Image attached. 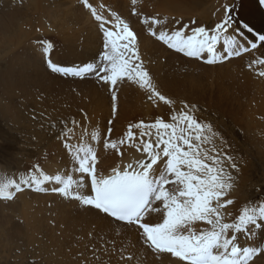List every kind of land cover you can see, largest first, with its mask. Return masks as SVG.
I'll use <instances>...</instances> for the list:
<instances>
[{"label":"rangeland","instance_id":"374dc122","mask_svg":"<svg viewBox=\"0 0 264 264\" xmlns=\"http://www.w3.org/2000/svg\"><path fill=\"white\" fill-rule=\"evenodd\" d=\"M162 1L137 0L133 4L132 0H89V3L99 14L111 19V9L131 24L140 39L141 55L154 78L162 85V93L177 101V111L182 100L196 105L197 118L212 124L222 137L224 143L221 146V141L216 140L217 147L231 155L240 169L239 172L232 170L235 185L229 198L236 203L226 210L231 213L228 217L230 222L246 202L257 196L264 198V193L256 191L264 187V77L257 75L261 66L248 68L251 61L264 57V45L256 38L264 34V5H260L258 0H235L239 5L235 12L238 23L233 27L247 23L253 28L252 33L245 30V37L249 41L256 38L254 42H258V49L225 64L210 66L168 49L149 36L145 26L132 15V9L150 16L159 15L173 28L183 24L192 27L193 19L198 24L214 26L222 15V5L233 0H178L183 3H176L179 5L176 11L168 7L170 2L162 9ZM44 7V10L36 9L32 1L27 0H0V71L4 74L0 80V177L18 179L36 164L47 174L53 175L50 168L57 167L68 175L71 157L56 138L62 121H68L69 126L73 119L78 122L72 142L91 144L97 151L99 164L102 162L101 166H105L109 164L104 160L105 156L113 151L104 147L106 140L118 142L117 137L122 134L124 138L130 124L141 120L152 122L160 115L167 119L171 114L163 102L148 101V93L125 82L119 86L118 111L113 118L110 92L99 86L94 75H88L82 84H68V88L58 87L62 83L58 74L36 70L35 65L39 62L48 70L37 46L38 40L53 42L51 58L62 65L68 64L62 59L65 49L87 54L80 64L93 62L102 51L97 22L82 0H48ZM204 12L210 17L203 15ZM6 16H12L9 18L15 25L12 33H29V36L22 35L26 43L13 51L7 44L9 35L1 30L2 18ZM176 19L181 21L180 25H175ZM171 85L175 90H171ZM128 88L132 96L139 97L132 108L122 104L120 99V92ZM124 108H128L127 120L121 123ZM42 109L49 110L50 115L45 116ZM109 127L112 130L110 136ZM133 131L135 134L140 132L139 129ZM95 132L100 134L98 143L93 139ZM113 152L118 155L122 151L114 149ZM26 191L31 193L16 196L12 201L0 200V264H48L50 259L65 264H161L156 262V255L144 248L134 228L129 232L120 231L117 236L116 230L106 232L89 228L87 223L77 225L72 219L75 209L68 199L51 191ZM195 227L199 230L205 225L197 224ZM89 232L115 238L116 248L101 254L99 261L94 260L91 249L100 245L88 238ZM238 238L242 246L264 242L261 239L248 240L243 234H238ZM121 245L126 249L125 254H133L132 261L120 260L118 249ZM159 258L162 264H174L165 255Z\"/></svg>","mask_w":264,"mask_h":264},{"label":"snow or ice","instance_id":"6c2138e0","mask_svg":"<svg viewBox=\"0 0 264 264\" xmlns=\"http://www.w3.org/2000/svg\"><path fill=\"white\" fill-rule=\"evenodd\" d=\"M82 3L97 22L102 51L93 62L64 66L51 58L53 42L38 40L37 46L50 72L81 80L94 75L99 86L110 92L113 118L118 111L119 86L125 82L148 93V101L163 102L171 114L167 119L160 115L152 122L141 120L130 124L125 137L118 142L106 140V149H117L118 144L127 143L143 154L125 163L124 153L118 152L121 163L112 166L107 174L98 171L100 161L91 144L72 142L78 122L73 119L69 126L68 121H62L56 138L71 157V172L78 174L79 179H74L73 175L47 174L36 164L18 179L0 177V200L12 201L25 189L57 193L125 227L134 228L146 250L157 257H174L175 264H264V242L242 246L238 239V234H243L248 240L264 241V198L257 196L246 202L229 222L231 213L226 210L236 203L229 198L235 185L232 170L239 172L240 169L231 155L217 147L218 139L223 145L222 137L212 124L197 118L196 105L182 100L177 111V101L162 93V85L141 55L138 33L126 19L111 9L109 19L99 14L89 0ZM132 3L136 4L137 0ZM258 3L264 5V0ZM238 7L235 0L222 5V15L214 26L198 24L193 19L192 27L183 24L173 28L159 15H146L135 8L132 15L145 26L149 36L168 49L211 66L257 49L256 38L264 45V34L253 41L246 39L245 30L253 32L247 23L233 27L238 23L235 17ZM174 23L180 25L181 21L176 19ZM254 66H261L257 75L264 77V57L248 64L249 69ZM83 115L87 117L86 112ZM133 129L140 130L139 137ZM111 131L109 127V136ZM93 139L99 142V132L93 134ZM137 139L139 143H135ZM256 191L264 193V187ZM152 213L161 215L159 222L151 221ZM197 224L205 227L197 230ZM88 238L100 245L91 249L96 261L117 245L115 238L105 234L89 232ZM118 251L121 261L133 260V254H125L123 245Z\"/></svg>","mask_w":264,"mask_h":264},{"label":"bare ground","instance_id":"6f19581e","mask_svg":"<svg viewBox=\"0 0 264 264\" xmlns=\"http://www.w3.org/2000/svg\"><path fill=\"white\" fill-rule=\"evenodd\" d=\"M27 1H32V4L33 6L36 8V9H40V10H44L45 7H44V2L48 1V0H27ZM184 1V0H183ZM191 1V0H190ZM199 1V0H197ZM74 2V1H73ZM167 2H170L169 5L171 6H168V7H171L173 8L174 11H176V8L178 10L179 8V5L176 4V3H179L178 0H166L164 2V0L162 1V9H165L168 5ZM180 3H183V2H180ZM179 3V4H180ZM188 3V2H187ZM197 3V2H196ZM199 3V2H198ZM203 2H201L200 4H202ZM198 4V5H200ZM176 5V6H175ZM182 5V4H181ZM193 5V4H192ZM195 5V4H194ZM205 5V4H204ZM185 7V6H184ZM187 7V6H186ZM197 7V6H196ZM202 7V5H201ZM206 7V6H205ZM199 8V7H198ZM208 8V7H207ZM222 8V7H221ZM182 9V8H181ZM188 9V8H186ZM223 9V8H222ZM191 10V9H189ZM197 10V8H196ZM221 10V9H220ZM161 11V10H160ZM163 11V10H162ZM183 11V10H182ZM185 11V10H184ZM195 11V10H194ZM251 11V10H250ZM193 12V11H192ZM191 12V13H192ZM213 12V10H212ZM215 12V11H214ZM213 12V13H214ZM220 12V11H219ZM179 13V12H178ZM185 14V13H184ZM207 14V18L210 17ZM205 12L203 13V15H206ZM214 15H216L214 13ZM211 16H213L211 14ZM220 16V15H219ZM12 16H6L4 18H2V26H1V30L3 32H5V34L9 35L8 38L6 39L7 40V44L10 45V47L12 48V51L13 50H16L20 47H22L26 42L23 40V37L22 35L24 36H29V33L27 32H23L21 31L20 33H12L14 32L13 30V27H15L14 23L12 22L13 19H9L11 18ZM206 18V17H205ZM212 19V18H211ZM209 21V20H208ZM207 21V22H208ZM214 21V20H213ZM211 21V23L213 22ZM210 23V22H209ZM145 40V39H144ZM147 40V39H146ZM252 41V40H251ZM258 49V48H257ZM63 57L62 59H64L68 64L64 65V66H72V65H79L80 63L84 62L85 61V58L87 56V54H82L80 51H75V50H68V49H65L63 50ZM254 51V50H252ZM251 51V52H252ZM250 52V53H251ZM164 56V55H163ZM68 59V60H67ZM71 60V61H70ZM64 61V62H65ZM65 62V63H66ZM61 64V63H60ZM35 69L38 70V71H41V72H50V70H46L44 69V67L42 66V64L39 62L35 65ZM6 70V73H7V68L5 69ZM4 73V72H3ZM54 74V73H53ZM56 74V73H55ZM173 75V74H172ZM3 76L4 74H2V71H0V80L2 81L3 79ZM55 75H53L54 77ZM58 76L60 77V75L58 74ZM57 76V78H58ZM62 77V76H61ZM56 78V77H55ZM56 78V80H58ZM177 79V78H176ZM55 80V81H56ZM172 82V80H170ZM62 82V83H61ZM60 86H65V87H68V84H82L81 82H83L81 79L79 78H71V77H62V81H61ZM183 82V81H182ZM177 83V82H175ZM3 84V83H2ZM56 85V83H54ZM76 84V85H77ZM165 84H168V83H165ZM37 85V84H36ZM52 84H50L51 86ZM169 85V84H168ZM184 85V84H183ZM93 87V85H91ZM53 87V85H52ZM90 87V86H89ZM171 87V90H175V87L174 86H170ZM69 88V87H68ZM84 88V87H83ZM87 88V87H86ZM96 88V87H94ZM169 88V87H168ZM50 89V88H49ZM72 89V88H71ZM64 90V89H63ZM73 90V89H72ZM125 90V89H124ZM130 88L126 89L125 91L123 92H120V99H122V104L124 103L125 105H130V108H132V105L133 103H135L136 101L139 100V97H134L131 95V91H129ZM178 91V90H177ZM177 93V92H176ZM131 96H132V99H131ZM121 104V105H122ZM120 105V106H121ZM127 111H128V108H124L122 111H121V123L123 121V123H125V120H127ZM42 113L45 115V116H49L50 115V112L49 110H43L42 109ZM122 131V130H121ZM140 135V132H138L136 134L137 137H139ZM118 141L120 139H122V134H120L118 137H117ZM116 139V140H117ZM135 143H139V140L137 139V141H135ZM119 151L121 150L123 153H124V156H123V161L125 163L133 160V159H136V158H141L142 157V153L141 152H137L135 150V148H132V147H129L128 144H124V145H119L118 144V148H117ZM114 151V149H113ZM113 151H109V153L105 156L104 160H108L109 164L108 165H105V166H101L102 165V162L101 164L98 165V171H101V172H104L105 174H107L111 167L112 166H115L117 164H120L121 163V158L119 155H116ZM107 164V163H106ZM51 169V172L50 173H53L54 174H57V173H60V174H64L66 175V172H64L62 169H58L57 167L56 168H50ZM68 175H73L74 176V179H79V175L78 174H73L70 170V172L68 173ZM86 183H87V180H86ZM45 187H51V185H45ZM85 191V194L88 193V189L85 188L84 189ZM30 191H26L22 194L18 193L17 194V197H21V196H24V195H27ZM31 193V192H30ZM53 194H57V193H53ZM61 198H63L62 196H60ZM65 199V198H63ZM67 200V199H66ZM70 202V205L72 206V208L75 209V216L74 214H72V219H73V222H75L77 225H82L84 223H87L89 228H92V229H97V230H103V231H114L116 230L117 233H119L120 231L121 232H129L130 230H132V228H129V227H125L123 226L122 224L120 223H117L115 221H113L111 218L109 217H105L103 216L102 214H98L95 210L93 209H88L86 208L85 206L81 205L78 201H75V200H68ZM68 203V202H67ZM69 205V206H70ZM74 216V218H73ZM150 219L152 222H159L160 219H161V215L159 213H152L150 214ZM105 232V233H106ZM35 235L33 234V237ZM239 239V238H238ZM34 245H35V241H33ZM38 242V241H37ZM38 244V243H37ZM167 256L174 264H175V258L174 257H170L169 255H165ZM156 261V260H155ZM156 262H160L162 264V260L157 257V261ZM48 264H65L64 262L62 261H56V260H51L48 261Z\"/></svg>","mask_w":264,"mask_h":264}]
</instances>
